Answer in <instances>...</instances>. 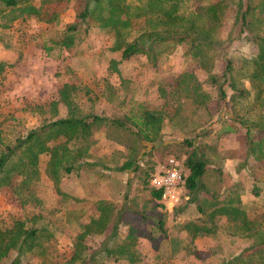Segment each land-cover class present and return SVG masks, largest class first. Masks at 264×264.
Wrapping results in <instances>:
<instances>
[{"label":"rangeland","instance_id":"374dc122","mask_svg":"<svg viewBox=\"0 0 264 264\" xmlns=\"http://www.w3.org/2000/svg\"><path fill=\"white\" fill-rule=\"evenodd\" d=\"M27 1L36 7L42 6L43 11H54L56 19L48 22L34 14H19L0 0V62L5 64L0 74V149L4 143L25 134L47 117L49 113L41 114L47 107L41 106L50 101L58 100L57 117L66 116L67 107L59 96L63 84L70 86L71 97L83 112L111 119L138 113L139 105H143L151 110L161 108L173 118L165 120L153 143L139 142L124 130L118 132L110 123L98 126L93 134L95 142L85 157L91 164L63 175L58 183V189L65 195L57 192L46 174L48 156L41 155L36 188L42 199L41 207L21 204L11 186H2L0 226L42 209L48 219L62 225L57 233V246L64 251L70 249V236L66 231L72 235L77 231L75 221L79 213L76 212H83L84 221L94 212L97 199H107L118 207H136L138 212H143L141 215L133 208L127 209L118 229L120 237L130 228L134 229L135 249L139 255V261L134 264H219L239 254L251 240L227 234L224 218L214 234L190 241L182 226L187 221L195 222L200 214L189 195L181 196L176 212L174 208L167 211L157 200L150 201L147 183L142 182L150 167L155 169L157 163L168 156L182 161L187 151L199 146L208 161L202 177L208 191H213L221 202L239 199L247 213L264 226V169L256 168V164L251 166L254 161L241 165L244 130L230 115H245L246 106L238 103L230 109L228 96L234 89L224 85L228 96L226 102L220 99L216 85L209 82L197 60L183 55L181 46L162 56L154 67L141 54L121 59L120 51L111 49L113 32L98 26L70 34L71 44L63 46L62 40L67 35L65 26L74 20L75 0ZM234 14L235 6L230 4L220 33L223 39L231 28ZM142 25V19H134L129 28L135 32ZM227 48L232 65L238 71L236 87L249 89L244 74L249 70L248 61L256 54L257 46L251 41L237 39ZM224 65L222 52L218 51L211 72L220 74ZM184 71H192L207 92L204 108L195 111L187 103L188 99L182 100V94L175 99L168 98L167 102L159 96L158 89L170 90L178 85ZM176 106H180L178 114ZM184 115L190 120L185 121ZM200 121L202 126L193 131V126ZM225 123L236 125L238 130L221 132ZM187 140L191 141V146L187 145ZM133 159L140 169L118 168L124 161ZM159 219L163 221L164 232L154 225ZM101 241L102 237L95 235L87 237L84 243H94L97 249ZM8 262L9 257L2 264ZM31 264L40 263L33 260ZM106 264L127 263L107 260Z\"/></svg>","mask_w":264,"mask_h":264},{"label":"trees","instance_id":"16d2710c","mask_svg":"<svg viewBox=\"0 0 264 264\" xmlns=\"http://www.w3.org/2000/svg\"><path fill=\"white\" fill-rule=\"evenodd\" d=\"M2 1L18 10L19 14H34L48 22L56 19L54 11H43L42 6L36 7L27 0ZM230 4L235 6V14L231 28L223 39L220 33ZM134 19L143 20L142 27L135 32L129 28ZM91 26L113 32L111 49L120 51L121 59L141 54L154 67L162 56L181 46L183 55L197 60L209 82L216 85L220 99L226 102L228 96L224 85L233 88L234 93L228 96L230 109L238 103L246 106L243 107L245 115H230L232 121L244 130V163L241 162V165L254 161L251 166L256 164V168L264 169V0H75L74 20L65 26L67 35L62 40L63 46L71 44L73 38L70 34L86 32ZM237 39L251 41L257 46L256 54L248 61L249 70L244 74L249 81V89L236 87L238 71L232 65L233 59L227 47ZM218 51L222 52L225 65L220 74H215L211 71ZM4 65L0 62V74ZM158 94L165 98V102L182 94V100L188 99L187 103L195 111L199 107L204 108L208 100L207 92L192 71L181 73L178 85L170 90L160 88ZM59 96L67 107L66 116L57 117L58 100H52L41 106L47 107L41 113H49L47 117L25 134L4 143L0 149V187L11 186L21 204L31 203L41 207L42 199L36 193L41 155L48 156L45 172L57 192L65 195L58 189V183L63 175L91 164L85 161V157L95 142L93 134L98 126L110 123L117 127L118 132L124 130L139 142L153 143L165 120L173 118L161 108L151 110L139 105L138 113L107 119L79 110L68 84L59 89ZM179 107H175L177 114ZM249 113L252 116H246ZM188 119L189 116L184 115V120ZM202 124L201 121L196 123L192 130ZM237 126L225 123L221 132L235 133ZM186 143L192 145L190 140ZM201 149L193 146L179 161L185 176L182 196L189 195L200 214L195 222L187 221L182 228L192 241L198 236L214 234L221 225L219 221L224 218L227 234L246 237L251 242L239 254L223 259L219 264H264V226L247 213L239 199L221 202L213 191H208L202 182L208 161ZM133 162L134 159L126 160L118 168H141ZM153 172L154 167L146 170L142 182L147 183L150 201L157 200L158 205L164 208L159 201L161 189L150 183ZM178 205L173 209L175 212ZM131 208L138 212L136 207ZM131 208L118 207L107 199H97L94 212L86 220L82 219L83 212L77 211V231L73 235L66 231L70 236V249L64 251L57 246V233L62 225L48 219L42 209L13 218L10 223L0 226V264L8 257V264H31L33 260L40 264H106L107 260L137 263L139 255L135 249L134 229L130 228L122 237L118 231L123 213ZM138 213L143 215L142 211ZM154 225L165 231L162 219ZM95 235L103 239L97 249L94 243H84L87 237Z\"/></svg>","mask_w":264,"mask_h":264},{"label":"built area","instance_id":"2783aa9c","mask_svg":"<svg viewBox=\"0 0 264 264\" xmlns=\"http://www.w3.org/2000/svg\"><path fill=\"white\" fill-rule=\"evenodd\" d=\"M184 182L185 176L180 162L172 156L158 162L150 178L151 185L161 189L159 201L167 211L172 210L181 201Z\"/></svg>","mask_w":264,"mask_h":264}]
</instances>
